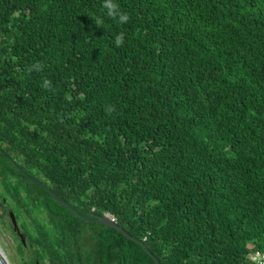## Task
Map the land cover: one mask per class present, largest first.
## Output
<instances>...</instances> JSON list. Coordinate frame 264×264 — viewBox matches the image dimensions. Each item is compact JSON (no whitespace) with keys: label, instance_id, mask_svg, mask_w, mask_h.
Masks as SVG:
<instances>
[{"label":"trees","instance_id":"obj_1","mask_svg":"<svg viewBox=\"0 0 264 264\" xmlns=\"http://www.w3.org/2000/svg\"><path fill=\"white\" fill-rule=\"evenodd\" d=\"M103 3L0 0V150L159 264H259L264 0ZM0 209L24 264H156L4 155Z\"/></svg>","mask_w":264,"mask_h":264},{"label":"water","instance_id":"obj_2","mask_svg":"<svg viewBox=\"0 0 264 264\" xmlns=\"http://www.w3.org/2000/svg\"><path fill=\"white\" fill-rule=\"evenodd\" d=\"M0 155H4L6 156L11 162L12 164H14L23 174L24 176L33 181L37 186H39L47 195H49L50 197H52L53 199H55L58 203H60L61 205H63L64 207H66L67 209H69L72 213H74L75 215L79 216L82 219H86V220H91V221H96L105 225H109L110 227L116 229L117 231H119L120 233H122L125 237L137 242L146 253H148L150 255V257L154 260V262L156 264H159V262L157 261V259L155 258L154 255H152L150 253V251L148 250V248L146 247L145 244H143L142 242L137 241L135 238H133L131 235H129L128 233H126L119 225H117L114 222H110L106 217H102L90 212H86V211H82L85 212L87 215H92L93 217H95V219H89L86 217L81 216L80 214H78L79 211L78 209H75L74 207H72L71 205H69L68 203H66L64 200H62L61 198H59L57 195H55L54 193H52L49 189H47L44 185H42L39 181H37L34 177H32L30 174H28L24 169H22L19 165H17L13 160H11L3 151L0 150ZM9 217H10V221L12 223V227L15 231H17V226H16V222L15 219L13 217L12 212H9ZM19 236L21 237V235L19 234ZM0 264H24L20 254L18 253L17 249L15 248L13 242L11 241V239L6 236L5 234H3L0 231Z\"/></svg>","mask_w":264,"mask_h":264},{"label":"clouds","instance_id":"obj_3","mask_svg":"<svg viewBox=\"0 0 264 264\" xmlns=\"http://www.w3.org/2000/svg\"><path fill=\"white\" fill-rule=\"evenodd\" d=\"M103 8L107 10V15L113 19H119V22L120 23H126L129 19L128 15L126 13H120L118 11V5L114 4L113 3V0H104V3H103ZM102 21L100 20H97L96 23L99 24L101 23ZM123 42H124V35L123 33L119 34L116 36L115 38V46L116 47H121L123 46ZM42 70V66L40 65L39 62H37L36 64L34 65H31L28 67L27 71L29 73H31L32 71H40ZM50 81L48 80H45L44 81V84H43V87L45 89H50ZM114 109L112 107H109L106 109L107 112L111 113ZM105 217V215H104ZM107 218V217H106Z\"/></svg>","mask_w":264,"mask_h":264},{"label":"built area","instance_id":"obj_4","mask_svg":"<svg viewBox=\"0 0 264 264\" xmlns=\"http://www.w3.org/2000/svg\"><path fill=\"white\" fill-rule=\"evenodd\" d=\"M105 217H107V219L110 222H114L115 218L109 214H105ZM252 260H254L255 262L259 263V264H264V253L260 254L258 252H255L254 254L251 255L250 257Z\"/></svg>","mask_w":264,"mask_h":264},{"label":"rangeland","instance_id":"obj_5","mask_svg":"<svg viewBox=\"0 0 264 264\" xmlns=\"http://www.w3.org/2000/svg\"><path fill=\"white\" fill-rule=\"evenodd\" d=\"M0 219H3L2 216H1V209H0ZM4 221L7 222V220L4 218ZM7 227L6 226H2L1 223H0V231L5 234L6 236H8L11 241L13 242L14 246H15V242L13 241V236H11L10 232L8 233V229H6Z\"/></svg>","mask_w":264,"mask_h":264}]
</instances>
